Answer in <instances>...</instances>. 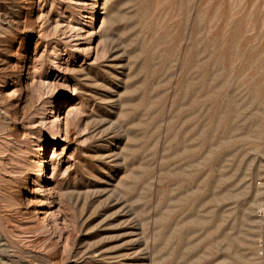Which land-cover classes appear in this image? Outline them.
<instances>
[{
	"label": "rangeland",
	"instance_id": "1",
	"mask_svg": "<svg viewBox=\"0 0 264 264\" xmlns=\"http://www.w3.org/2000/svg\"><path fill=\"white\" fill-rule=\"evenodd\" d=\"M264 0H0V264H257Z\"/></svg>",
	"mask_w": 264,
	"mask_h": 264
},
{
	"label": "built area",
	"instance_id": "2",
	"mask_svg": "<svg viewBox=\"0 0 264 264\" xmlns=\"http://www.w3.org/2000/svg\"><path fill=\"white\" fill-rule=\"evenodd\" d=\"M264 189V184L262 185ZM264 194V193H263ZM256 218L258 222V237L256 259L257 264H264V196L260 199L256 206Z\"/></svg>",
	"mask_w": 264,
	"mask_h": 264
}]
</instances>
